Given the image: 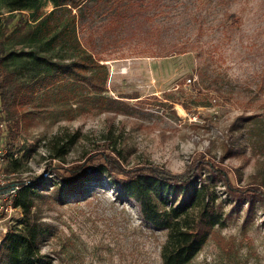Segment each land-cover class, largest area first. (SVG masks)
Listing matches in <instances>:
<instances>
[{"label": "rangeland", "instance_id": "obj_1", "mask_svg": "<svg viewBox=\"0 0 264 264\" xmlns=\"http://www.w3.org/2000/svg\"><path fill=\"white\" fill-rule=\"evenodd\" d=\"M74 12L80 42L108 69L106 103L84 97L85 109L73 101L61 107L53 90L48 99L36 92L18 111L14 155L0 171L10 184L43 182L31 186L32 212L47 226L38 264H162L166 232L142 220L119 184L105 173L72 195L58 175L105 153L116 157L114 149L125 170L179 174L201 159L223 170L233 189L264 187V0H89ZM239 115L251 119L231 130ZM62 149L61 161L49 158ZM212 176L205 169L202 178L224 225L189 264H264V202L247 213Z\"/></svg>", "mask_w": 264, "mask_h": 264}, {"label": "trees", "instance_id": "obj_2", "mask_svg": "<svg viewBox=\"0 0 264 264\" xmlns=\"http://www.w3.org/2000/svg\"><path fill=\"white\" fill-rule=\"evenodd\" d=\"M88 1L0 0V106L5 117L10 118L5 129V137L10 140L5 142L8 149L11 150L19 131V109L34 103L40 90L46 99L53 90L51 97L61 107L70 101L84 109L94 101H98L96 107L105 105L107 99L101 93L106 91L108 69L82 45L77 35L78 14L74 11L79 12ZM84 97L95 100H90V104L79 100ZM250 119L251 116L244 115L235 117L231 130L239 131ZM59 151L49 158L61 161L65 152ZM111 152L121 157L114 149ZM101 156L95 164L79 163L57 175L73 189L72 195L85 193V185L103 181L105 173L112 187L119 184L118 195L135 203L142 220L166 232L160 250L162 264H189L214 229L224 225L223 215L216 208L217 195L211 190V183L203 181L205 169L214 175L212 181L224 180L236 204L247 205V213L256 200L264 202L262 182L233 189L227 174L211 161L196 160L183 173L174 174L157 166L125 170L118 158L109 153ZM29 183L23 179L15 182L18 191L13 206L20 207L23 216L20 226L2 237L0 264H38V243L47 226L39 221L37 212H32V196L43 189V182ZM32 185L36 191H31Z\"/></svg>", "mask_w": 264, "mask_h": 264}, {"label": "built area", "instance_id": "obj_3", "mask_svg": "<svg viewBox=\"0 0 264 264\" xmlns=\"http://www.w3.org/2000/svg\"><path fill=\"white\" fill-rule=\"evenodd\" d=\"M5 129L6 125L4 120H2V107L0 106V164L5 160L8 154H11L12 156L14 155V153L10 152L6 146ZM9 181L10 180L6 177V175L0 171V234L3 236L15 227L20 226L16 224L23 215L20 207L13 206V198L16 196L15 189H18V186L15 183L10 184ZM16 212H19V214L16 219L17 222L14 223L11 220V217L12 214ZM0 240H2L1 237Z\"/></svg>", "mask_w": 264, "mask_h": 264}]
</instances>
